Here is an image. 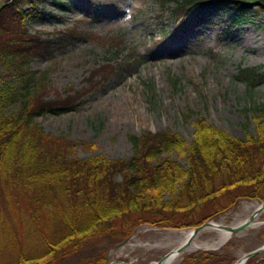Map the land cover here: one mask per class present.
<instances>
[{
    "label": "trees",
    "instance_id": "obj_1",
    "mask_svg": "<svg viewBox=\"0 0 264 264\" xmlns=\"http://www.w3.org/2000/svg\"><path fill=\"white\" fill-rule=\"evenodd\" d=\"M53 1L61 8L70 0ZM156 2L174 21L197 17L210 5L223 9L229 29L264 19V0H232L227 8V0ZM41 3L0 1V63L13 79L4 81L0 74V264H105L107 249L141 224L197 227L241 199L264 200L261 116L243 139L204 117L194 123L189 142L169 129L131 135V157L110 160L77 157V143L44 134L37 117L75 109L81 94L52 97L46 72L29 70L31 59L50 46L49 38L27 25ZM110 69L109 63L98 66L88 79L96 82L100 74L106 80ZM255 69L242 68L238 78L252 79ZM174 151L185 164L165 156ZM167 193L172 197L163 200ZM229 245L233 241L219 252L184 255L179 264H230ZM4 254L15 258L2 261ZM246 264H264V251Z\"/></svg>",
    "mask_w": 264,
    "mask_h": 264
},
{
    "label": "rangeland",
    "instance_id": "obj_2",
    "mask_svg": "<svg viewBox=\"0 0 264 264\" xmlns=\"http://www.w3.org/2000/svg\"><path fill=\"white\" fill-rule=\"evenodd\" d=\"M41 1V11L35 10L27 25L42 38L48 37L50 46L31 59L29 70L46 72L50 96L77 91L81 97L75 109L47 113L36 121L44 134L77 143V157L130 158L133 143L129 138L147 131L173 130L189 142L199 117L243 139L255 131L256 116L264 119V19L260 16L229 29L223 9L211 5L197 17L174 21L156 0H70L61 8L53 0ZM232 4L227 0L224 6ZM70 29L76 31L71 34ZM105 63L112 68L106 80L100 74L96 82L89 80L93 69ZM252 67L255 77L238 78L239 70ZM5 70L0 63L4 81H13ZM82 141L93 147L85 149ZM168 155L185 164L176 151ZM115 178L122 180L120 174ZM171 197L167 193L162 199ZM261 201L241 199L234 209L207 221L236 224L247 219ZM256 221L262 222L232 232L217 248L204 244L182 251L180 258L201 251L219 252L233 241L226 249L234 264L264 243V210ZM186 228L141 224L134 234L107 249L105 264L157 262L177 249L181 243L173 233ZM213 237L217 231L204 232L198 239ZM14 256L1 258L11 261Z\"/></svg>",
    "mask_w": 264,
    "mask_h": 264
},
{
    "label": "bare ground",
    "instance_id": "obj_3",
    "mask_svg": "<svg viewBox=\"0 0 264 264\" xmlns=\"http://www.w3.org/2000/svg\"><path fill=\"white\" fill-rule=\"evenodd\" d=\"M256 208H258V207H256ZM258 216H259V214L254 215L253 218L250 220V224H248V226L245 228L255 227L259 223L261 224V222L256 221V218ZM245 220L247 221L248 218L243 219V220L237 222L236 224L229 225V226H226L221 221L216 220L217 222H215V220H212L209 224H207V226L200 228L199 231H197V233H195V231L192 228H186L185 230L181 229V230H178L175 233H173V237L176 239V241H180L179 244L180 243L184 244V243L188 242L187 248L183 249V252L184 251L187 252L188 250L197 249L199 246L204 245V244H207V246L209 244V246L211 245V246H214L217 248L219 245L226 242L230 236H232V232L230 231L229 227L238 226L240 223L245 222ZM207 231H217V237H213V239L208 240V241L199 240L198 237ZM175 250L176 249H173L165 257H163L161 260L157 261V263L153 262L150 264H177L178 263L177 260L180 258V255H182L183 252H176ZM243 256H244V254L240 257V259L236 260L235 264H243L245 261L243 259ZM134 263H133V261H128L126 263L123 261H121V262L115 261L111 264H134Z\"/></svg>",
    "mask_w": 264,
    "mask_h": 264
},
{
    "label": "water",
    "instance_id": "obj_4",
    "mask_svg": "<svg viewBox=\"0 0 264 264\" xmlns=\"http://www.w3.org/2000/svg\"><path fill=\"white\" fill-rule=\"evenodd\" d=\"M264 208V201L262 203H260V205L258 206L257 209L254 210V212L252 214H250L248 220L243 223H240L238 226H232V227H229L230 231L231 232H238L239 230L243 229L244 227H247L248 224H250V220L253 218V216L256 214H258L259 212H261V210ZM210 222H207V223H203L202 225L200 226H197V228H192L195 233H197V231H199L200 228L204 227V226H207V224H209ZM187 245H188V242L187 243H182L180 244L177 249L175 250L176 252H182L183 249H186L187 248ZM262 250H264V244L261 245L260 247H256L255 249L253 250H250V252L248 253H245L244 256H243V259L246 260L247 258H250V256L254 255V254H259ZM159 261V260H157ZM157 263V262H156Z\"/></svg>",
    "mask_w": 264,
    "mask_h": 264
}]
</instances>
